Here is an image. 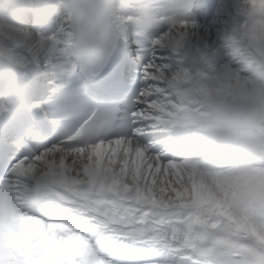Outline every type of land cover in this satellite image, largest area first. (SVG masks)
<instances>
[{
	"label": "snow or ice",
	"instance_id": "obj_1",
	"mask_svg": "<svg viewBox=\"0 0 264 264\" xmlns=\"http://www.w3.org/2000/svg\"><path fill=\"white\" fill-rule=\"evenodd\" d=\"M242 3L248 19L233 61L194 71L166 59L187 35L186 10L167 15L158 12L160 0H130L133 15L122 19L140 35L130 29L125 41L116 28L109 49L127 63L140 42L145 60L138 91L117 107L78 98L71 131L56 139L35 116L11 112L0 119V181L9 184L37 235L51 233L66 246L65 264H264V159L239 168L225 159L214 162L211 154L169 155L154 151L151 140L142 143L158 131L196 126L217 97L264 104V0ZM55 8H45V18ZM10 39L0 34V49L8 53L0 59L16 63L31 55L27 47L16 52L24 45L15 41L9 47ZM44 40L59 46L65 37ZM13 76L0 74V87H10ZM6 111L0 105V113ZM130 153L142 164L130 165ZM99 230L149 254L132 261L106 257L94 247Z\"/></svg>",
	"mask_w": 264,
	"mask_h": 264
},
{
	"label": "bare ground",
	"instance_id": "obj_2",
	"mask_svg": "<svg viewBox=\"0 0 264 264\" xmlns=\"http://www.w3.org/2000/svg\"><path fill=\"white\" fill-rule=\"evenodd\" d=\"M68 1L5 0L6 9L0 12V20H2V22L0 21V34L5 32L9 34L11 39L8 41V46L12 47V43L15 41L24 45V47L15 48L16 52H23L25 47L31 50V55H28L26 59L17 58L16 63H8L0 59V67L24 73L28 82L35 88V93H48L52 85V78L65 72L66 66L63 58L67 55L68 45L75 35V26L67 6ZM103 2L116 27L125 34L126 41L127 32L131 29L134 35V28L137 27L134 23L124 22L122 19L133 14L128 6L130 0H103ZM37 3L41 4L40 8H37ZM51 4H55L56 8L47 16V19L50 24L59 30L61 36L65 37L64 43L59 44V46L52 42L46 44L44 38H51L52 36L46 32L34 29L31 23L35 16H46L44 9ZM2 6L4 5L2 4ZM119 6H122V8L120 9ZM11 7H13V10H11ZM159 13L169 15L166 9H162ZM213 16L214 18L212 19ZM193 17V19H189L190 27L179 48L176 51L170 50L166 54V59L172 66L176 67L181 65L182 62H187V65H182L189 68L190 57L198 56L197 47H200L204 52L214 49L215 51L209 55L210 59H221V57L225 59V51L227 49V62L233 60L236 56L240 37L244 32L243 25L248 19L243 11L242 0H223L215 13L212 8L208 11L197 9ZM193 20L198 22L193 24ZM6 24L9 25L7 26ZM194 30L197 32H194ZM36 34H39L40 39L36 38ZM5 55H8L7 51L0 49V57ZM201 55L204 54L202 53ZM144 60L135 57L129 62L133 68H142ZM196 61L202 62L204 66L208 63L206 56H203V58L200 56L199 58L195 57L192 63ZM0 105H2L1 98ZM184 134L191 135L200 148L201 153L211 154L214 162L225 159L217 154L211 146L204 143V134L197 126H178L168 131H158L152 133L149 139L152 143L154 141V151L159 150L170 153L176 147H180L178 141ZM157 141L159 142L157 143ZM111 147H115V145ZM122 151L123 147L117 151L118 162H120L119 156ZM126 159L130 165H134L133 159L140 160L141 158H137L134 153H130ZM209 165H212V162ZM94 239L98 240L94 247L106 257L132 261L143 259L149 254L146 249L141 247L138 250V247L131 244V242L118 239L106 230L97 231Z\"/></svg>",
	"mask_w": 264,
	"mask_h": 264
},
{
	"label": "clouds",
	"instance_id": "obj_3",
	"mask_svg": "<svg viewBox=\"0 0 264 264\" xmlns=\"http://www.w3.org/2000/svg\"><path fill=\"white\" fill-rule=\"evenodd\" d=\"M264 104L232 97L210 100L205 114L197 121L204 134V143L225 158L233 167L244 168L264 159ZM182 154L201 155L196 141L189 134L179 138ZM23 213L9 194V184L0 181V264H28L53 261L65 264L66 246L57 236L37 235L34 226L22 219ZM70 221L71 216L66 215Z\"/></svg>",
	"mask_w": 264,
	"mask_h": 264
},
{
	"label": "rangeland",
	"instance_id": "obj_4",
	"mask_svg": "<svg viewBox=\"0 0 264 264\" xmlns=\"http://www.w3.org/2000/svg\"><path fill=\"white\" fill-rule=\"evenodd\" d=\"M1 4H0V12H3V10H5L6 9V3H5V0H1V2H0ZM2 4L4 5V6H2ZM38 5H40V4H38ZM1 8H2V10H1ZM11 10H13V7H11ZM1 22H2V20H0ZM7 26L9 25V24H6ZM194 32H197L196 30H194ZM207 44V43H206ZM207 45H209V44H207ZM193 48V47H192ZM204 49V48H203ZM215 50L214 49H212V50H210L209 52H204V51H202V49L200 48V47H197V49H196V52H199L198 53V56L197 55H194V57H190V61L188 62L189 63V69H191V70H201L203 67H204V64L202 63V62H200V61H196L195 63H192L193 62V59L196 57V58H199V56L201 57V58H203V56H206V58H207V62L208 63H216V64H221V63H231L233 60H231V61H229V62H227V60H228V58H227V56H228V51H227V49H226V51H225V59L224 58H222L221 57V59L219 58V59H210L209 58V55L210 54H212L213 52H214ZM204 54V55H201V54ZM182 64H184V65H187V62H182ZM233 66L235 67L236 65L235 64H233ZM133 158H135V157H133ZM134 160V164H142V158L140 159V160H136V159H133ZM120 163H122L121 161H120ZM157 176H158V178L159 179H165V177H163V176H160L159 174H157ZM166 179L168 180V182L169 183H172L174 180H175V177L174 176H172L171 174H169L167 177H166ZM119 239V238H118ZM122 240V239H121Z\"/></svg>",
	"mask_w": 264,
	"mask_h": 264
}]
</instances>
